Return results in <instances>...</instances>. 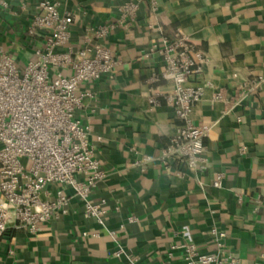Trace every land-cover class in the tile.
I'll list each match as a JSON object with an SVG mask.
<instances>
[{"label": "crops", "instance_id": "1", "mask_svg": "<svg viewBox=\"0 0 264 264\" xmlns=\"http://www.w3.org/2000/svg\"><path fill=\"white\" fill-rule=\"evenodd\" d=\"M5 1L0 44L22 66L42 45L41 35L32 42L26 34L38 0ZM125 1L57 0L60 12L73 16L67 45L80 47L86 26L114 23ZM176 31L206 56L190 79L204 88L191 114L194 124L208 128L202 187L187 170L175 175V161L135 164L144 154L156 156L179 122L163 102L149 103L150 86L167 90L169 84L162 78L148 84L162 64L156 55L143 56L153 40ZM101 43L119 63L111 74L79 85L88 95L75 115L89 125L93 157L106 174L89 194L103 213L87 215L74 196L65 213L35 232L8 229L0 264H123L130 257L139 264H182L181 250L170 246L188 240L209 251L213 226L226 231L227 248L243 264H257L264 253V206L255 209L253 196H264V87L237 102V86L249 74L264 75V0H140L134 20L115 26ZM217 173L219 188L211 185ZM117 248L123 250L118 257Z\"/></svg>", "mask_w": 264, "mask_h": 264}, {"label": "built area", "instance_id": "2", "mask_svg": "<svg viewBox=\"0 0 264 264\" xmlns=\"http://www.w3.org/2000/svg\"><path fill=\"white\" fill-rule=\"evenodd\" d=\"M139 2L122 3L112 24L84 27L82 45L73 48L67 45L72 14L60 12L57 0H38L26 29L32 42L35 36H42V45L34 46L33 56L20 66L0 44V239L12 227L35 232L39 224L65 213L74 196L83 200L87 215L98 219L103 213L89 198L106 174L93 157L89 125L75 115L88 95L78 88L111 74L118 65L119 58L101 40L115 26L126 27L134 20ZM0 5L7 7L5 0H0ZM151 10H156L154 1ZM152 25L150 22L149 27ZM150 55L158 56L162 67L147 79L148 84L162 78L169 88L150 86L148 101L152 106L163 102L179 122L156 156L144 154L135 164L143 168L154 160L175 161V175L187 170L202 187L200 175L209 167L204 144L208 128L194 124L191 114L204 88L190 79L200 71L206 56L179 31L153 40L143 56ZM237 74L234 71L232 76ZM263 87L264 75L249 74L237 86V102ZM220 97L217 93L216 98ZM221 179L222 174L217 173L211 185L219 188ZM253 204L255 209L264 206V196H253ZM208 236L209 251H201L188 240L172 244L170 249L181 250L182 264H243L227 248L225 230L213 226ZM122 253L121 248L114 251L117 257ZM123 264L139 263L130 257ZM257 264H264V253Z\"/></svg>", "mask_w": 264, "mask_h": 264}]
</instances>
